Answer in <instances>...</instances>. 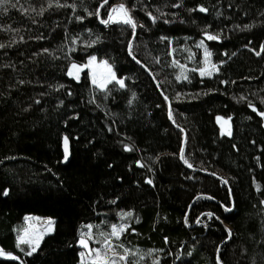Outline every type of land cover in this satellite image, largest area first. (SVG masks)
Listing matches in <instances>:
<instances>
[{"label":"trees","instance_id":"1","mask_svg":"<svg viewBox=\"0 0 264 264\" xmlns=\"http://www.w3.org/2000/svg\"><path fill=\"white\" fill-rule=\"evenodd\" d=\"M114 3L131 10L134 35L130 25L101 23ZM98 7L100 0L0 5V245L18 252L13 227L25 214L50 216L53 232L37 253L19 256L80 264V228L94 221L108 233L131 212L113 240L118 251L140 250L132 261L217 264L219 255L223 264H264V0H108L97 16ZM201 40L220 69L211 76L195 71ZM90 55L109 62L126 86L98 90L86 67L79 79L67 75ZM218 115L231 117V135Z\"/></svg>","mask_w":264,"mask_h":264},{"label":"snow or ice","instance_id":"2","mask_svg":"<svg viewBox=\"0 0 264 264\" xmlns=\"http://www.w3.org/2000/svg\"><path fill=\"white\" fill-rule=\"evenodd\" d=\"M9 2H10V0H0V5H4V4H7ZM107 3H108V0H100V7H98L96 9L95 15L99 16L100 8L104 7ZM12 6L15 7L16 5L13 4ZM71 6L73 8L76 7L75 4H73ZM175 6H181V5H174V7ZM197 7L202 12L208 11V9L203 7V5H198ZM85 10L87 11V9H85ZM189 11H193V9H189ZM93 14H94L93 12H88L89 16H92ZM147 15L152 19L153 23H155L156 20L159 19V17L154 16L151 12H148ZM77 19L83 20L84 17L78 16ZM101 23H103L104 25H108L109 23H123L125 25H130L131 29L133 31V34H135V30L137 28V22L133 18L132 14H131V10H129L124 3H120L118 5H113L108 10L107 18L106 19L102 18ZM140 27H144V25L141 24ZM206 27H210V26H206ZM245 27H249V26H245ZM203 35L205 37H207L208 40H219L220 39L219 35H214L209 31H204ZM161 39H168V38L167 37H161ZM92 43L94 44V43H96V41H93ZM4 46L5 45L0 44V48H2ZM198 46L204 48V63L206 65V67L197 68V69H195V71H198L202 77L203 76H211L213 74V72H219L220 69L216 64L209 63V57L212 55V53L204 45L203 40L198 42ZM260 47H261V51H264V44H261ZM43 51L47 52L48 50L43 49ZM128 54H129V56L132 57L133 60L137 59L136 54L133 51V46H132L131 41L128 44ZM256 54L260 55V52H257ZM89 60L95 61L96 57L91 56L89 58ZM158 61H159V58H157V62ZM137 62L142 63L141 61H138V60H137ZM173 62L178 63L177 61H173ZM103 63H105L107 65V61H104ZM219 63L224 64L225 61L221 60ZM143 66L147 68V65H143ZM81 67H91V63H89L88 65H84V66H80V65L73 63L69 67L67 75L68 76H74L76 79H79L78 72H79ZM149 72H151V69H149ZM183 78L187 79L186 76ZM153 79H155V77H153ZM177 79H180V77H177ZM112 81H116L120 85V87H122V88L126 86L124 78L117 77L115 72L111 69L110 65L108 66V72L106 75L98 78L95 73L92 74L93 85L98 84L99 88H101V89L107 90V85ZM20 83L23 84L24 81L21 80ZM221 83H228V81H221ZM233 83H234V81H233ZM61 87H63V86H61ZM157 87H159V84H157ZM69 94H71V93H69ZM177 95L179 96V94H177ZM133 96H135V93H133ZM164 99L168 100V97L164 96ZM260 102L262 104H264V99H262ZM37 103H39V101H37ZM61 103H63V102L61 101ZM248 107L252 108L253 111H258V109H256V107H255V104H253V103H249ZM168 115H169V118H172V109H171L170 103H169ZM259 115L261 117H264V111H260ZM216 119L218 122L222 121L223 123H221V128L224 129L225 131H228V129L225 128V125L228 124V122L231 120V117H228L227 119H225V117L218 115L216 117ZM173 123H175L174 120H173ZM177 127H179V125H177ZM228 134L231 135V132L228 131ZM124 147H125V149L130 150L129 145L125 144ZM69 156H70L69 136L67 134H65L63 136V161L67 162L69 160ZM180 159L183 160L184 163L188 165V167H190V168L192 167V165L189 164L188 160L185 158V156L183 154V148H181ZM136 163L142 167L146 166V165L141 164L140 161H137ZM109 167H111V165H109ZM213 175H216V174L213 173ZM221 181L223 183L227 184V180H224V178H221ZM146 182L149 184H152L151 179H148ZM3 194L5 196H7L9 194V189L5 188L3 190ZM212 198L215 199V197H212ZM261 203H264V201H261ZM224 210L230 211L231 209L226 206ZM201 215H205V214L202 213ZM207 215L209 217H212L215 214L214 213H208ZM121 216H122V218L123 217H131L132 213L131 212H124L121 214ZM28 219H30V217L26 216L25 220H28ZM36 219L45 220L46 226L44 228H41L38 230H32V231H30L29 229H25L23 235L18 233L16 236V247L18 249H20V251L23 252L26 256H32L34 253H37L38 249L40 248L41 241H42L43 237L47 233L53 231V225L55 224L54 218H52V217H47V218L36 217ZM216 219H219V217H216ZM185 222H187V221H185ZM197 223H201L199 217H197ZM86 227H87L88 231L86 233L81 232L80 238L78 240V243L83 247V249L86 250V251H81L79 253L80 264H140L139 259H137L135 261H132L130 259V257H132V256L140 257L141 256L140 250H137L135 253H132V251L130 249L126 248L123 244H119L118 247L122 251H118L117 246L113 240V238H115V240H119L120 236L128 229L129 226L126 223H121L119 225L112 224L110 233L94 234L92 232V225L91 224L87 225ZM131 230L134 232L135 228H132ZM227 232H228V235L225 237L226 240L230 239V237H231V229H227ZM97 235L100 238L99 243L101 246L92 248L89 246L88 241L90 239L95 241ZM165 240L167 241L168 238L165 237ZM221 243H223V241ZM22 245H26L27 250L24 247H22ZM217 253H219V248H217ZM148 254L150 255L151 251H149ZM0 257L11 258V259H14L16 261H19V264H26V261L21 259L20 256H16L11 252H5L2 247H0ZM216 261H217V264H223V261L220 259L219 255H217ZM153 264H159V258H155L153 260Z\"/></svg>","mask_w":264,"mask_h":264},{"label":"rangeland","instance_id":"3","mask_svg":"<svg viewBox=\"0 0 264 264\" xmlns=\"http://www.w3.org/2000/svg\"><path fill=\"white\" fill-rule=\"evenodd\" d=\"M203 50H204V48H203ZM91 56H95V55H90V56H88L87 57V60H86V63H85V65H88L89 63H91V67H86V69H87V71H88V76H89V80H90V84H91V86L92 87H94V88H96V89H98V90H105V89H101V88H99V85L97 84V85H93V83H92V74L93 73H95L96 75H97V77L98 78H100V77H102V76H104V75H106L107 74V72H108V66L110 65L111 66V69L115 72V70H114V67L109 63V62H107V65L105 64V63H103L104 61H106V60H104V59H99V58H97L96 56V60L95 61H90L89 60V58L91 57ZM209 63H211L212 64V61H211V59H210V57H209ZM200 67H206V65H205V63H204V53H203V59H202V61H201V63H200ZM199 73V72H198ZM115 74H116V72H115ZM200 74V73H199ZM117 75V74H116ZM117 77H119L118 75H117ZM121 78H123V77H121ZM110 84H115V85H117V86H119L120 87V85L116 82V81H112V82H110L108 85H107V87L110 85ZM222 122V121H221ZM26 216H28V217H30V219H28V220H25V217ZM36 217H40V218H47V217H50V216H43V215H37V214H31V213H29V214H25L24 215V217H23V219H22V221L19 223V224H17V225H15L14 227H13V229H14V233H15V245H16V236H17V234L19 233V234H24V230L25 229H29L30 231H32V230H38V229H41V228H44L45 226H46V221L45 220H43V219H36ZM121 219H123L122 221H121V223H126V222H124V220L126 219V217H121ZM103 223V222H102ZM120 223V224H121ZM89 224H91L92 225V232L94 233V234H98V233H102V232H104V230H103V228H102V224L100 225L99 224V222H89V223H87V224H84L81 228H80V231H82V232H87L88 231V229H87V225H89ZM53 229H54V225H53ZM53 231H51V232H49V233H47L46 235H48V234H50V233H52ZM111 232V231H110ZM110 232H108V233H110ZM45 235V236H46ZM44 236V237H45ZM43 237V238H44ZM99 236L97 235L96 236V239H95V241H93V240H89L88 242H89V246L90 247H92V248H95V247H100L101 245H100V243H99ZM115 242V241H114ZM116 243V242H115ZM79 246H80V251H79V253L81 252V251H86L85 249H83V247L79 244ZM0 247H2L1 245H0ZM22 247H24L26 250H27V246L26 245H22ZM3 249H4V251L5 252H11V253H13L14 255H16V256H19L20 254V249H18L17 247H16V250L18 251V252H16V251H12V250H9V249H5L4 247H2ZM21 253H23V252H21ZM0 258H2V259H9V260H14V259H11V258H7V257H0ZM87 258V257H86Z\"/></svg>","mask_w":264,"mask_h":264},{"label":"water","instance_id":"4","mask_svg":"<svg viewBox=\"0 0 264 264\" xmlns=\"http://www.w3.org/2000/svg\"><path fill=\"white\" fill-rule=\"evenodd\" d=\"M118 4H120V3H114V4H112L111 5V7L113 6V5H118ZM110 7V8H111ZM134 35V34H133ZM168 112H169V104H168V110H167V116H168V118H169V115H168ZM184 137H185V134L183 133V139H184ZM184 141V140H183ZM61 145H62V150H63V138H62V141H61ZM182 148V147H181ZM69 151H70V141H69ZM181 154V149H180V151H179V155ZM69 158H70V156H69ZM64 162V161H63ZM65 163V162H64Z\"/></svg>","mask_w":264,"mask_h":264}]
</instances>
